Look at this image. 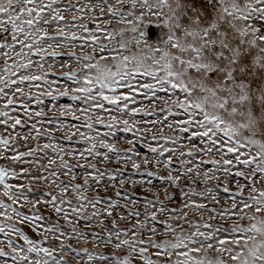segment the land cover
Here are the masks:
<instances>
[{
	"label": "snow or ice",
	"instance_id": "obj_1",
	"mask_svg": "<svg viewBox=\"0 0 264 264\" xmlns=\"http://www.w3.org/2000/svg\"><path fill=\"white\" fill-rule=\"evenodd\" d=\"M113 19L116 28L109 27ZM77 48L91 52L77 55ZM65 49L77 68L63 71L60 79L74 86L62 87L60 79L51 77L57 68L72 67L71 62L55 63ZM0 60V125L7 133H0V160L38 165L40 172L32 176L27 168L0 166V197L10 201L0 199V264H68L58 256L67 255L66 249L80 257L77 264H133V257L142 264H264V0H0ZM65 97L85 107L57 103ZM46 100L52 102L47 111ZM158 104L163 119H145L157 116ZM48 112L81 123L60 120L45 128L55 119L47 118ZM26 126L30 131L21 135L17 129ZM165 127L171 135L164 134ZM54 132L63 134L67 147ZM118 132L131 135L124 141L127 147L112 139ZM18 136L27 151L16 147ZM42 136L49 142L28 146L29 139ZM37 153H43L47 166L35 159ZM65 157L84 172L77 176ZM113 161L122 167L109 171L97 166ZM106 177L108 184L102 183ZM77 179L82 183H72ZM185 179L201 182L204 191L180 188ZM154 180L179 189L182 200L206 198L207 193L213 203L219 199L209 181L223 184L218 191L227 194L231 207L219 213L208 209L215 213L209 219L233 221L232 226L189 221L184 209H204L205 204L185 201L169 209L165 201L175 198L166 188L164 201L144 198L143 212L121 214L120 220L135 218L136 224L118 228L113 211L121 200L133 206L140 200L122 195L112 182L134 189ZM42 182L56 191L30 199L33 189L25 183ZM108 187L118 199L109 198L105 208H98L101 199L87 193ZM69 190L77 203L67 198ZM28 204L50 206L69 228L38 212L19 210ZM101 216L112 219L110 229ZM94 218L95 226L107 232L104 244L115 237L113 247L126 249L127 257L86 248L81 254L64 244L61 238L87 240L75 225ZM180 221L189 230L177 232ZM24 224L39 239L26 234L19 226ZM158 224L166 231H159ZM160 234L173 240L153 239ZM49 237L59 244H49Z\"/></svg>",
	"mask_w": 264,
	"mask_h": 264
},
{
	"label": "rangeland",
	"instance_id": "obj_2",
	"mask_svg": "<svg viewBox=\"0 0 264 264\" xmlns=\"http://www.w3.org/2000/svg\"><path fill=\"white\" fill-rule=\"evenodd\" d=\"M68 2H69V0H63V3H65V4H67ZM72 3H76V0H72ZM68 19L71 20V17L69 16ZM88 26L93 27V25L90 22H89ZM101 26L103 27L104 25H101ZM109 27L110 28L118 27L115 19L112 20V23H111V25H109ZM61 52H62V55L56 58L55 63L57 65H59L63 62H71L72 67L68 68V69H63V70L57 68L56 76L51 77V79H60L62 77L63 71H71V70L77 68V64L75 63V61H73L72 58L67 55V50L66 49L61 50ZM76 52H77V55L88 54L91 52V48L86 49L84 53H81V51L77 48ZM2 64H3V61L0 60V65H2ZM60 86L63 87V86H74V85H71V82H69V81L60 79ZM69 90H70V88H69ZM50 103H52V102L46 100L45 111H47V106H49ZM57 103L58 104L71 105L74 108L85 107V105L82 104L81 102H73L67 97L62 98ZM144 103H147V101H144ZM34 107L38 110V108L40 106H34ZM160 107H161V105L158 104L157 116L146 117L145 119H148V120L157 119V118L163 119L164 114L159 112ZM47 118H55V119H54L53 124H47L46 123L44 125L45 128H54L55 122L60 121V120H62L64 122V124H67V125L80 124L81 123L80 121H72L70 116L66 117V118L59 117L58 113H55V112H48ZM139 118L140 117H137V119H139ZM155 127L158 128V127H160V125H156ZM43 130L44 129L41 128V131H43ZM82 130L87 131L86 129H82ZM17 131L20 132L21 135H26L30 131V128L26 126L22 129L18 128ZM100 131L103 132V131H107V130L101 128ZM0 133L7 135V133L4 132V126L3 125H0ZM164 134L165 135H171V133L167 130L166 127L164 128ZM53 136H54L56 141H58L62 144H65L66 147L68 146L66 144V142L64 141L63 134L61 132H54ZM130 138H131L130 134L118 132L117 136L112 138V139L113 140H119L120 141L119 146L121 148H124V147H127V145L124 143V141H126L127 139H130ZM77 140H79L78 136L73 137V143L74 144ZM48 142L49 141L47 140V138L42 136V137L38 138V140L29 139L27 144L29 147H35L37 144L42 146L44 143H48ZM16 147H18L19 151H21V152L27 151V148L25 147L24 141L22 139H20L19 136L17 137V140H16ZM78 147L80 149H83L85 147V145L79 144ZM45 151H47L49 156L55 157V153H53L51 149H47ZM7 155H11V152L8 153ZM27 159H32V158H27ZM35 159L40 161V163H43L47 166V159L43 157V153L35 154ZM65 159H70V158L65 157ZM70 163L73 164L74 172H75V174H77V176L81 175L84 172V169L75 167V163H76L75 160L70 159ZM0 166L14 167V168H16L17 171H19L20 168H27L32 176L40 175V172L37 170L38 165L33 166L32 164H13L11 161H9L7 159H3V160H0ZM97 166L101 169H107L109 171H112L114 169L122 167L120 164H117L114 161L107 163V164L100 162V163H98ZM48 167H55V166H48ZM206 167H211V166L209 165ZM131 171H132L131 168L127 169L128 173H131ZM141 171H143V168L141 169ZM44 174L47 175V173H44ZM221 175H222V173H221ZM60 179L67 181L68 178L65 176H61ZM132 179H146V178L133 176ZM20 182L21 181H14V183H20ZM72 183H82V180L77 179L76 181H72ZM102 183H104V184L109 183L107 180V177L105 178V180ZM112 183H115L116 189H121L122 195L125 193L131 194L134 199L140 200V203L137 204L136 206H133L130 204H125L121 200L119 206L113 211V218H115L118 221V223H117L118 228L126 229V228H130L133 224H136L135 218L120 220L119 217L121 214L127 216V213L129 211H141V212H143L142 205H143V199L144 198H147L149 200H155L157 198V196H159V199L161 201H164V198H165L164 189H166V188L168 189V194L172 195L175 198L174 203L165 201L166 206L169 209H172V208L179 209L185 201H188V202L195 201L196 203L205 204L206 207L204 209H196L194 207L184 209V212L187 213V218L189 221L207 222V223H211L214 226H218V227H231L232 226L233 221H228L226 223L224 220H221V219H215V220L209 219L210 215H214L215 213H219V212L223 211L224 209L231 207L230 201L227 198V194L218 191V189L223 187V184H221L217 181H209V185L212 186L214 190H217L219 203L211 202L210 195L207 193H205L206 198H201L200 196L193 195V196H189V197H184V199L182 200L179 189L170 188L168 185L162 184L160 181H155V180L153 181L152 185L145 184L143 188L140 187L139 185H137L134 189L131 187L130 184L125 185V186H123V188H121V185H119L118 181L112 182ZM46 184H47V182H42L40 185H37V184L29 185V184L25 183L26 188L31 187L33 189L32 193L29 194L30 199L35 200L38 197H40L41 194L44 192H48V191L55 192L56 191L54 187L48 188L46 186ZM192 186L195 187L196 192L204 191V185L199 181H189V180L185 179L180 184V188H182L184 190H188V188L192 187ZM94 187H96V186L94 185ZM149 187H151L153 189L151 192L145 190L146 188H149ZM229 187L232 188L233 191H235L234 185L230 184ZM0 191H2V189H0ZM87 195L90 198L97 197V198L101 199L102 203L97 205L98 208H105L109 198L118 199L115 195V190L112 187H108L107 190H105L104 188H98L96 191L90 190L87 193ZM246 195H247V193H246ZM67 198L72 199L74 204L77 203L76 197L71 192V190H69ZM0 199H4L6 203H10V201H7V199L4 197H0ZM17 207L19 208L18 205H17ZM208 209H214L215 213H210L208 211ZM19 210L21 212H24L25 214H31L33 212H38L39 214H41L47 218H50L51 221L58 222L61 226L65 227L66 230L69 228V226L66 224V222L63 219H60L59 217H57L54 214V212L51 210L50 206H48V205H38L36 208H33L31 204H28L23 208H19ZM92 211H93V209L90 207L87 209L88 214H90ZM199 213H203V216L201 217V215H199ZM167 218H168L167 216H159L158 217L159 220H165ZM99 219L103 220V223L107 228L110 229L112 227V219L111 218H104L103 216H101ZM233 219L235 220V218H233ZM85 223H91L93 226L92 227H85L84 226ZM238 223L247 224L248 221L247 220L238 221ZM179 224L181 226L176 228L177 232L189 230V225L187 223H185L184 221H180ZM95 225H96V218H94L90 222L80 221L78 224L75 225L77 231L84 233L85 236L87 237V240L77 239L75 237H73L71 240H69L67 238H61V239H63V242L65 245H70L71 248L77 249V251H80L81 254H83L82 250L86 248L90 253L103 254V255H106L109 257L115 256V257L120 258V259H123L124 257H127L129 255V253L126 249L116 250L113 247V244L116 243L115 237H113L112 244H109L106 246L101 238L106 239L107 232L105 231L104 228L96 227ZM19 226L22 227L23 230L26 232V234H28L30 237H32L34 239H39V237H37L35 235V233L32 232V229L27 224L19 225ZM157 228L161 232L166 231L163 224H158ZM93 235L96 236L95 240H93ZM141 238H144V237H137V239H141ZM0 239H3L2 234H0ZM153 239H155L157 242H163L165 240H173V237L171 235L160 234V235L154 236ZM48 243L53 244V245H58L59 241L53 240L51 237H49ZM66 251H67V255H65V253H63V252H58V256L65 259L68 262V264H77V261L80 260V257H77L76 254L74 252H71L69 249H66ZM149 251L151 252L154 250L151 249L149 246ZM210 255H215V253H210ZM153 259H156V257H153ZM81 264H83V261H81ZM94 264H109V262L97 260L94 262ZM133 264H142V262L140 260L136 259L135 257H133Z\"/></svg>",
	"mask_w": 264,
	"mask_h": 264
}]
</instances>
